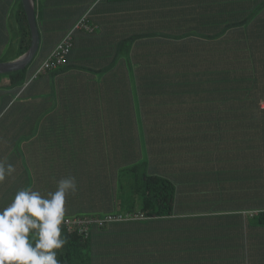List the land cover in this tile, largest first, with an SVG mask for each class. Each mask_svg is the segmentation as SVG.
Here are the masks:
<instances>
[{
  "label": "crops",
  "instance_id": "0c3cea01",
  "mask_svg": "<svg viewBox=\"0 0 264 264\" xmlns=\"http://www.w3.org/2000/svg\"><path fill=\"white\" fill-rule=\"evenodd\" d=\"M19 1L0 0V58L6 57L0 62L18 57L13 13ZM263 1L35 0L41 58L28 67L26 83L11 94L3 111L0 98V161L15 167L0 183V208L21 188L46 196L61 178L72 176L78 188L66 197L67 214H138L126 210L119 175L145 161L150 174L175 184L176 213L95 229L91 264H155L163 254L177 259L182 249L192 259L188 264H220L218 257H229L232 264H264V227L243 219L246 211L220 208V179L225 178L220 171H233L228 175L233 180L247 171L250 191L245 197L254 203L262 174L252 157L247 164L220 162V117H208L220 113L225 63L220 57L245 56L248 87L264 91V8L247 27L251 37L246 48L234 51L232 46L234 34L245 28L206 39L249 16ZM86 14L95 31H75L67 65L35 77L49 52ZM177 27L199 34L182 41L153 36L131 48L121 46L132 34L171 35ZM8 80L0 77V95ZM247 121L254 136L257 117ZM212 135L215 140L208 141ZM18 146L28 153L26 161ZM248 152L255 154V148ZM225 213L238 217L220 220ZM246 225V242L215 243L218 228L238 231Z\"/></svg>",
  "mask_w": 264,
  "mask_h": 264
},
{
  "label": "trees",
  "instance_id": "16d2710c",
  "mask_svg": "<svg viewBox=\"0 0 264 264\" xmlns=\"http://www.w3.org/2000/svg\"><path fill=\"white\" fill-rule=\"evenodd\" d=\"M19 1V0H18ZM16 10L13 13V18H15V26L17 38V47H18V57L27 52L31 46V31L29 28V24L27 21V16L25 10L23 8L22 3L16 6ZM18 7V8H17ZM180 8V7H179ZM178 8V9H179ZM264 8V1L261 5L256 8L254 11L250 13L249 16L242 17L234 24H227L223 27H220V33H212V35H207L206 39H213L218 36L224 37L229 30H239L240 28H245L246 32L243 34L235 33L234 34V45L233 50L236 51L238 49H244L246 46L250 45L249 38L250 33L247 32V27H249L250 22H252L253 18L256 14H258ZM183 11V10H180ZM185 11V10H184ZM188 11V10H187ZM193 12H197L196 9H192ZM9 12V11H8ZM189 12V11H188ZM9 14L6 13V17ZM189 19V18H188ZM191 19V18H190ZM183 20V18L181 19ZM13 27V28H14ZM96 29V25L90 23L89 14L82 16L79 21L74 25V27L69 31L63 39L59 42L61 43L65 37L68 35L71 36L72 46L70 53L67 55L65 62L63 65L55 67L52 70H57L62 66L67 65L68 58L73 49V34L75 31H83L86 33H93ZM190 30V29H187ZM176 33H172L171 35H164L160 33H156V31H145L136 34L130 35L127 39H124L121 43V46L131 48L133 44L141 39V38H152L153 36H164L168 39H173L176 41H182L186 38H189L193 33L196 34V31H192L191 33L183 32L185 29L177 27ZM199 34V33H197ZM199 37H205L203 35H197ZM58 43V44H59ZM58 44L49 52L47 58H45L39 68L42 67L43 63L50 58L53 51L56 49ZM42 46L40 43L39 51L34 59V61L30 64V66L35 65L41 58L42 55ZM16 57V58H18ZM15 58V59H16ZM2 60V59H0ZM225 60L224 69L220 73V113L210 114L208 117H220V162H224L226 164L235 163H246L249 161V157L255 158L256 163L258 164V171L262 174L259 178L258 175V185L257 189V202L254 203L252 199L249 201L247 197H245L247 193H249L248 180L246 176L247 171H241L242 177L241 179L233 180V176L228 178V175H232L233 171L222 170L220 171L221 175H224L225 178L220 179L222 184V194H220V198L222 201L220 202V208L224 207L222 211L233 210V211H246V215L242 216L243 219L251 221L255 227H264V168L260 170V163L264 166V122H260L259 120L264 119V109H261V103L264 99V91H260L255 88H249V80H248V71L249 63L248 59L245 56H236L231 60L221 59L220 61ZM28 66V67H30ZM24 71H18L6 75H0V77H8L9 84L2 86V92L0 98L2 111L7 108V104H9V97L14 91L21 87L26 83L27 77V69ZM40 70V71H39ZM37 73H35V77H38L42 71L39 69ZM49 71V70H46ZM34 77V78H35ZM263 99V100H262ZM261 100V101H260ZM248 117H257V134L254 136L252 134L249 135V123L247 121ZM15 122H19L23 117H11ZM215 140V136L209 137L207 140ZM205 140V139H203ZM255 148V154L251 155L249 148ZM254 156V157H253ZM147 162H140L128 169H125L127 173L129 172V178L125 180L123 183L121 182V190L126 193L128 196L127 200V211L135 212L139 211L140 215H143L144 219L133 220L128 219L127 221H144L152 218H166L171 217L176 213V186L175 184L166 177H161L155 174H150L147 168ZM232 166V165H230ZM229 167V166H228ZM237 172V171H236ZM230 173V174H229ZM230 175V176H231ZM263 176V179H262ZM222 180V181H221ZM238 184V185H236ZM236 203H240L242 206H236ZM250 206V208L248 207ZM249 208V209H247ZM253 208V209H251ZM132 214V213H131ZM66 217H80V218H91V217H101V216H91V215H69L65 213ZM107 215H120L119 213H112ZM104 215L103 217L107 216ZM125 216V215H123ZM102 217V218H103ZM233 213H225L224 215H220V220H227L231 218H237ZM117 223V222H114ZM108 223L102 227L97 226V224H93L90 228V235L87 239H84L76 234L68 233L66 230L62 229V234L67 238V243L62 250H60L57 254L58 260H60L61 264H91V254H90V242L91 237L95 231V229H105L107 226L114 224ZM246 226H243L242 229H238V231L232 229H224L218 228V234L216 235L219 239H214L215 243L220 246L221 243H227L230 241H239L246 242ZM182 229V228H181ZM217 240V241H216ZM221 251V250H220ZM186 250H181L179 253V257L177 259L165 257L164 254L159 257V261L155 264H188L191 262H187L188 259L186 255ZM212 257V256H210ZM166 258V259H165ZM220 264H232V260L228 257V259L222 260L219 259ZM208 261H216L213 258H209ZM218 261V262H219ZM193 262V261H192ZM215 264V263H212Z\"/></svg>",
  "mask_w": 264,
  "mask_h": 264
},
{
  "label": "clouds",
  "instance_id": "9594fccd",
  "mask_svg": "<svg viewBox=\"0 0 264 264\" xmlns=\"http://www.w3.org/2000/svg\"><path fill=\"white\" fill-rule=\"evenodd\" d=\"M14 172V165L0 161V183ZM77 188L75 177L68 176L46 196L31 187L17 190L0 208V264H61L57 254L67 243L61 228L66 197Z\"/></svg>",
  "mask_w": 264,
  "mask_h": 264
},
{
  "label": "built area",
  "instance_id": "2783aa9c",
  "mask_svg": "<svg viewBox=\"0 0 264 264\" xmlns=\"http://www.w3.org/2000/svg\"><path fill=\"white\" fill-rule=\"evenodd\" d=\"M70 35L64 38V40L58 44L56 49L51 54L50 58L47 59L42 67V71L51 70L55 67L64 64L67 55L70 53L72 42ZM261 107L264 108V100L261 102ZM128 219L139 220L144 219L143 215L138 214H128L123 215H107L105 217H91V218H80V217H66V222L62 224L61 228L66 230L68 233L76 234L84 239H87L90 235V228L93 224L97 226H104L108 223H114L119 221H124Z\"/></svg>",
  "mask_w": 264,
  "mask_h": 264
},
{
  "label": "water",
  "instance_id": "95a60500",
  "mask_svg": "<svg viewBox=\"0 0 264 264\" xmlns=\"http://www.w3.org/2000/svg\"><path fill=\"white\" fill-rule=\"evenodd\" d=\"M25 10L29 28L31 31V46L27 52L20 57L6 62H0V75H6L18 71H24L36 58L40 46V32L36 19L35 0H21Z\"/></svg>",
  "mask_w": 264,
  "mask_h": 264
},
{
  "label": "rangeland",
  "instance_id": "374dc122",
  "mask_svg": "<svg viewBox=\"0 0 264 264\" xmlns=\"http://www.w3.org/2000/svg\"><path fill=\"white\" fill-rule=\"evenodd\" d=\"M3 58H0V59H5L6 57L3 55L2 56ZM262 105V104H261ZM22 144H24V143H20V145H22ZM18 149H19V151L20 152H22L23 153V155H21V156H19L21 159H25V161H26V157L28 158V153L26 152V150H23V147H21V146H18ZM144 158H145V156H144ZM120 182H124L125 180H127L130 176H129V172L127 173L126 171L124 172V171H122L121 173H120ZM129 176V177H128ZM129 198H128V196H126V200H125V202H127V200H128ZM236 206H242V205H240V203H236ZM223 209H225L224 207H222V209L221 210H223ZM187 262H191L190 260H188ZM193 264H196L195 262L193 263Z\"/></svg>",
  "mask_w": 264,
  "mask_h": 264
}]
</instances>
